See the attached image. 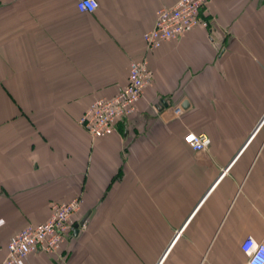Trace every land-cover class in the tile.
<instances>
[{"label": "crops", "instance_id": "crops-1", "mask_svg": "<svg viewBox=\"0 0 264 264\" xmlns=\"http://www.w3.org/2000/svg\"><path fill=\"white\" fill-rule=\"evenodd\" d=\"M78 1L0 0V264L76 198L86 226L22 264H246L243 242L264 243V0H211L209 28L153 52L144 36L178 0ZM143 59L136 112L93 139L82 116Z\"/></svg>", "mask_w": 264, "mask_h": 264}, {"label": "built area", "instance_id": "built-area-1", "mask_svg": "<svg viewBox=\"0 0 264 264\" xmlns=\"http://www.w3.org/2000/svg\"><path fill=\"white\" fill-rule=\"evenodd\" d=\"M211 0H178L169 8L157 11L154 28L144 36L148 52H153L170 40H178L196 28H209L208 4ZM81 12L93 13L99 8L98 0H79ZM153 80V72L147 59L133 61L129 68L127 85L117 95L94 102L80 120L81 126L93 139L103 138L111 133L118 120L129 118L138 108L148 86ZM181 115L183 109H175ZM191 137V139H189ZM185 143L195 152H205L211 139L205 134L188 133ZM82 202L76 198L68 203L53 205L49 220L39 225H30L16 234L8 244V258L4 264H22L32 254H58L65 242L72 238L76 217L81 211ZM86 224L81 227L83 229ZM255 242L256 248L250 245ZM247 257L246 264H252L261 257L264 264V243L248 237L241 247Z\"/></svg>", "mask_w": 264, "mask_h": 264}, {"label": "water", "instance_id": "water-1", "mask_svg": "<svg viewBox=\"0 0 264 264\" xmlns=\"http://www.w3.org/2000/svg\"><path fill=\"white\" fill-rule=\"evenodd\" d=\"M88 216L84 217L83 220L75 225L74 235L77 236L79 234L80 228L83 227L87 222Z\"/></svg>", "mask_w": 264, "mask_h": 264}, {"label": "clouds", "instance_id": "clouds-1", "mask_svg": "<svg viewBox=\"0 0 264 264\" xmlns=\"http://www.w3.org/2000/svg\"><path fill=\"white\" fill-rule=\"evenodd\" d=\"M251 249L254 250L256 248L255 242H252L250 245ZM261 257H257L255 260L252 261V264H260Z\"/></svg>", "mask_w": 264, "mask_h": 264}, {"label": "rangeland", "instance_id": "rangeland-1", "mask_svg": "<svg viewBox=\"0 0 264 264\" xmlns=\"http://www.w3.org/2000/svg\"><path fill=\"white\" fill-rule=\"evenodd\" d=\"M81 220V218H78L77 221L79 222ZM73 237V236H72Z\"/></svg>", "mask_w": 264, "mask_h": 264}, {"label": "snow or ice", "instance_id": "snow-or-ice-1", "mask_svg": "<svg viewBox=\"0 0 264 264\" xmlns=\"http://www.w3.org/2000/svg\"><path fill=\"white\" fill-rule=\"evenodd\" d=\"M189 139H191V137H189Z\"/></svg>", "mask_w": 264, "mask_h": 264}]
</instances>
